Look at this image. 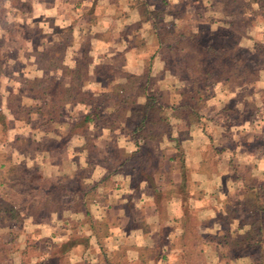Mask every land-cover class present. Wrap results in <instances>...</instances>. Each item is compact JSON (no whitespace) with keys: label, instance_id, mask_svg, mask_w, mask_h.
<instances>
[{"label":"rangeland","instance_id":"1","mask_svg":"<svg viewBox=\"0 0 264 264\" xmlns=\"http://www.w3.org/2000/svg\"><path fill=\"white\" fill-rule=\"evenodd\" d=\"M55 1V5L52 0L35 1L34 12L31 0H0V60L4 67L0 96L6 114V129H0V264H109L110 260L112 264H147L146 258L151 264H263L259 249L239 240L238 221L232 226L225 223L228 234L217 230L202 233L206 227L199 222V213L193 211L181 236L183 231L174 230L176 223L168 225L170 216L163 212L161 231L166 236L175 234V239L151 240V244L144 240L137 250L136 244L125 241L118 245L121 240L102 236L93 249L89 240H83L93 236L87 225L89 219L79 211L83 209L82 194L93 192L89 207L95 219L107 216L112 233L117 230L116 221L132 227L131 220L143 215L134 209V199L145 191H166L174 180L181 184L184 173L188 194L190 188H202L218 198L224 196L220 205L209 203L221 210L225 196L238 199L229 206L237 205L234 216L245 220L243 203L253 193L242 190L237 178L254 176L264 184V12L254 5L246 14L225 16L222 3L216 0H146L149 10L163 19L158 21L159 29L167 32L171 28L187 37L190 32H200L203 42L226 48L235 35L241 49L235 50L241 57V68H259L257 75H238L246 76L249 82L245 85L233 81L205 88L200 124L186 126L171 119V138H178L184 160V169H180L178 159L169 161L177 152L172 139L162 143L141 141L140 151L132 156L137 150L132 132L144 100L135 98L136 103L118 104L115 95L122 85L123 94L137 96L138 92L139 96L143 87L139 91L138 84H143L147 75L149 87L155 92L166 91L171 103L180 101L178 90L189 87L184 64H172L170 68L162 59L153 39V21L139 22V9L134 7L137 0H112V6L98 4V0ZM67 29L71 31L63 32ZM62 44L65 50H56ZM84 47L87 54L81 65L89 74L81 89L88 93L87 103L67 104L51 120L50 96L34 100L25 80H54L45 83L47 91L58 86L56 81L68 86V74L48 70L49 58H56L57 65L64 62L73 68L82 58ZM51 49L55 51L49 53ZM156 50L150 65L148 61ZM129 64L131 67H127ZM18 101L31 108L29 113L13 115ZM86 115L92 117L91 122L83 120ZM195 141L201 146L198 156L204 155L201 165L195 162ZM142 165L153 180L147 187L138 175ZM193 170L205 173L203 181L207 185L196 179ZM133 190L138 193L134 191L131 198ZM167 200L162 201V211L167 209ZM10 205H18L19 218L6 213ZM128 215L132 216L129 220ZM220 219L224 222L223 217ZM66 220L70 222L67 230L63 226ZM49 223L54 224L53 231L45 232L43 227ZM59 233L69 237L64 239ZM128 251L142 254L141 262L129 261Z\"/></svg>","mask_w":264,"mask_h":264},{"label":"trees","instance_id":"2","mask_svg":"<svg viewBox=\"0 0 264 264\" xmlns=\"http://www.w3.org/2000/svg\"><path fill=\"white\" fill-rule=\"evenodd\" d=\"M217 2L222 3V12L225 16H236L246 14L248 10L252 9L254 5H257L261 12H264V0H216ZM137 5V7H136ZM135 8L139 9L140 13V21H153V39L155 44L158 46V50H161L162 59L165 61L166 66H171L172 64L182 63L185 66V79L189 82V87L185 89V91L178 90L176 93L180 98L178 103H171L168 99V94L166 91L163 93L160 91H153V87H149V76H146V80L140 84H138V90L143 87V92L138 96L136 95H126L123 94V86L118 85L115 92L118 97L117 103L123 104L129 101L136 103L135 98L143 99V109L140 113V118L136 123L133 130V138L134 143L137 146V150L132 152V156H134L138 151H140L142 145L141 141H154L162 143L163 141H173L176 142V154H173L172 157H169V161L179 162V168L184 169V160L182 155V150L180 149V144L178 138H171V119H176L185 123L186 126H193L200 124L202 121V107L206 100L204 89L208 86L221 82H236V85L242 86L247 82V78L244 75H257V67L250 68L246 66L245 68H241V57L238 56L235 50L240 51V46L238 44L237 37L234 35L230 47H215L210 44L203 42L202 33L190 32L189 37L184 32H175L171 28H168V31H163V29L158 28V21H163L162 17L159 13L155 11H151L148 8L146 0H137L134 4ZM230 24L234 25L235 22L231 21ZM231 25V26H232ZM71 31L70 29L63 30ZM229 35V34H228ZM230 36V35H229ZM242 36V35H241ZM240 36V37H241ZM239 37V38H240ZM186 46L188 48H186ZM66 48L65 44H62L60 48L56 50L64 51ZM51 49L50 52H54ZM150 57V65L154 58L156 57V53ZM82 51V58H79L76 61V65L73 68L68 67L62 62V64H55L56 58H49L50 66H47L48 70L57 69L61 70L63 75L66 74L70 77V82L68 86H63L60 81H56L58 86L54 89L51 88L50 91H47L49 88L45 85L46 82H55L50 79L43 78H35V79H26V85L29 87L27 89L29 94L33 96L34 100L42 99L43 95L50 96L51 98V109H49L48 115L50 119L53 120L59 116L61 108L67 104H86L87 103V95L88 93L81 89V83L84 81V78L89 74V70L87 67H83L81 62L86 57L87 51H85V47ZM62 60V59H61ZM171 68V67H170ZM87 69V70H86ZM4 73L3 61L0 60V76ZM242 76H238L239 74ZM236 77V78H233ZM255 77V76H254ZM257 78H254V80ZM54 89V90H53ZM53 90V91H52ZM119 101V102H118ZM9 107V106H7ZM12 108V107H11ZM10 109V107H9ZM13 109V108H12ZM16 110L13 109V115H18L19 112H27L31 108H26L19 101L16 105ZM166 112H169L167 114ZM27 117V116H26ZM24 119V118H22ZM28 119V118H26ZM83 120L85 122H91L92 117L90 115L84 116ZM6 114L2 111V101L0 96V129H6ZM71 134H78L82 136L83 134L78 132H72ZM86 137V136H85ZM182 157V158H181ZM154 161L150 163V165ZM124 163V162H123ZM122 163V165H123ZM144 165H142L141 170L138 172L139 179H147L149 182L153 183L152 176L149 173V170L144 169ZM186 177L184 173L182 174L183 182L181 184H173L166 191H159L156 189L155 199L158 210H162V201L164 198H177L182 201L185 211L183 214V220L181 222L183 227V233L187 226L184 227V224L187 225V217H189V213H192L193 210L189 207V195L186 189L185 184ZM240 180L242 186L252 192L251 196H249L246 201L243 203V212L244 219L250 221V227L244 231L243 234H240V239L243 240V244H246L249 247H257L261 252V260L264 264V184L260 182L257 177L254 176H242L237 178ZM104 180V179H103ZM1 185H5L1 183ZM98 184L94 185V191H96ZM93 190V188L91 189ZM81 192V189L79 190ZM90 193L93 192H85L82 194L81 202L83 209L79 212L84 213L86 218L89 219L88 227L93 236L96 235L98 239H101L102 236H108L110 233V224L109 218L107 216H102L98 220L95 219L91 213L89 204V196ZM163 197V198H162ZM162 198V199H161ZM84 199V200H83ZM18 205H10L8 209H6V213H11L13 218H19L18 211L16 207ZM50 211L49 214H51ZM163 214V211H162ZM83 226L84 222H81V219L78 220ZM69 220H66V223L63 225L65 230H67V224H69ZM82 228V227H81ZM85 228L83 227V231ZM102 233V234H101ZM68 237L69 235L66 234ZM73 238L70 236L69 239ZM90 237L86 236L83 240H89ZM99 242L101 240H98ZM240 243V242H239ZM237 243V244H239ZM219 256L223 258V254L220 253ZM108 262V261H107ZM109 264H112V260H110Z\"/></svg>","mask_w":264,"mask_h":264},{"label":"crops","instance_id":"3","mask_svg":"<svg viewBox=\"0 0 264 264\" xmlns=\"http://www.w3.org/2000/svg\"><path fill=\"white\" fill-rule=\"evenodd\" d=\"M32 1V7L33 5L35 6V8L33 7V11L36 12V7L37 5L34 3L37 0H31ZM59 1V0H57ZM82 1V0H80ZM90 1H94V0H89ZM101 1V2H100ZM55 0H52V3H54L55 5ZM107 2V4H109L110 6L113 5L112 0H98V4H105ZM94 3V2H93ZM50 11H53L52 9ZM56 11H59L58 9H56ZM32 13V12H31ZM44 13V12H43ZM58 13V12H57ZM129 50V49H127ZM127 67H131V64H129ZM258 129V128H257ZM203 134V133H202ZM194 143V142H193ZM195 154L198 156V148L201 147L199 142L195 141ZM188 156L191 155V153L187 152ZM247 157V155H246ZM251 159H254L255 156L253 157V155L250 154ZM204 161V155L203 153H201L198 157L195 158V162L196 165H201ZM174 162V161H171ZM192 171H190L191 173ZM189 173V174H190ZM193 173L195 175H197L196 179H200V181H203V176H204V172L200 171V170H193ZM178 176V175H177ZM176 176V177H177ZM178 180H174L173 184H177ZM240 181V180H239ZM238 181V182H239ZM143 182L144 187H147L148 185V181L147 179H142L141 183ZM234 182H237V180H234ZM241 184V187L243 188L242 190L248 191L246 190L243 186L241 181L239 182ZM205 185H207L205 182L203 183ZM158 190L160 191H165L164 188H158ZM189 192L191 193V195H189V207L196 213V215H198L199 213V222L202 221V226L205 228L204 232L206 233H211L210 230H217V231H226V233L228 234L227 230V226L225 225V223H228V225H234L235 221H238L237 224V228L239 229L240 233H244L245 230H247L250 225L247 222V220H242V217H237L234 216L235 213V208L237 207V205H235L233 208H231L229 205V203L233 200L235 202L238 201V199H234L233 197L231 199H228L229 196H225V207L223 208V210H221V208H217V206H215V208L217 210H214L215 208H213V206H210L209 203L210 202H217V204H222L224 202V200H221L222 197L224 196H220L218 198L217 194H212V192H207V190H204L202 188H197V190H194L192 188L188 189ZM135 192L138 193L137 190H133L131 192V198L133 197V193ZM140 193V192H139ZM155 192H149V191H145L144 193H142V197H137L134 199V209L135 210H140L143 215L142 217H138L137 220L136 218H134L135 220H131L133 225L132 227H128V225H124L122 224V222L120 221H116L115 224L117 225V230H113L115 231V233H112V225L110 224V233L108 235L107 240L109 238L115 237V240H121L120 242H117L118 245H124L125 241L129 242V245H135L137 246V250H139V244L142 243V241L145 240V242H147L148 244H151V240H157V239H163V240H173L175 239V234H172V236H166L165 234H163V232L161 231L162 228V210H158L157 204H156V199H155ZM144 198V199H143ZM218 198V199H217ZM143 199V200H142ZM133 201V200H132ZM220 201V202H219ZM219 202V203H218ZM167 209L163 212L166 214V216L168 217V215L170 216V218L167 221L168 225H172V223H176L174 226V230H181L183 231V227L182 225L176 226L178 225L177 222L180 224L183 220V214L185 211V208L182 203V201H180L177 198H169L167 200ZM222 207V205L220 206ZM161 209V208H160ZM165 209V207H164ZM234 212V213H233ZM122 215V214H121ZM131 215H128L127 219H131ZM135 217V215L133 216ZM221 217H223L224 222L221 221ZM124 218H121V221ZM244 219V216H243ZM141 221L143 222V224L141 225ZM54 228V224L49 223L47 226L43 227V230L46 231H53L52 229ZM129 229H132L133 231H130ZM207 230L209 232H207ZM174 232V231H173ZM61 235V237H63L64 239H67V235L66 234H62L59 233ZM101 239H98L95 236H91L89 241L90 244L92 245V248L94 249L96 246H99V241ZM91 248V249H92ZM133 248V246H132ZM118 249V247H117ZM133 250V249H130ZM96 254L95 256L98 257L99 254H97V250H96ZM93 257V256H92ZM126 258L131 261V262H141V260L143 259L142 254L139 253H130L129 251L126 254ZM162 260L166 259V256H162L161 258ZM147 264H151L148 258H146ZM90 262V260L88 261ZM95 263V262H94ZM159 264V263H157Z\"/></svg>","mask_w":264,"mask_h":264}]
</instances>
